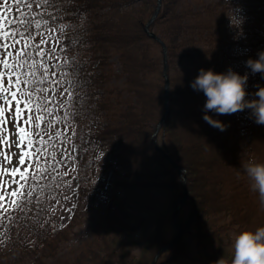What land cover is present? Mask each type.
<instances>
[{"label":"trees","instance_id":"obj_1","mask_svg":"<svg viewBox=\"0 0 264 264\" xmlns=\"http://www.w3.org/2000/svg\"><path fill=\"white\" fill-rule=\"evenodd\" d=\"M4 2L0 0V5ZM245 2L251 7L252 19L247 25L249 56L258 58V53L264 50V0ZM7 3L10 7L3 13L0 26L13 32H27L32 40L45 28L55 30L62 25V31L58 32L61 47L53 52L55 56L51 54L48 66L54 73L60 63L80 81L72 96L59 105L66 128L79 125L82 129L93 103L95 83L86 67V48L102 54L118 53L126 79L125 91L131 98L124 101L120 111L133 129L123 156L126 167L117 173L112 184L108 210L97 226L98 235L81 247L74 264H151L157 251L171 239L172 212L184 189L178 172L153 141L155 126L164 112V76L162 56L152 49L155 45L159 47V43L144 28L157 0H7ZM182 5L183 0H163L162 12L154 24L167 43L171 79L170 111L159 141L164 151L186 169L189 189L181 213L183 234L170 251L171 257L159 264H174L185 257L193 259L196 254L212 263L222 256L230 261L233 248L214 244L218 232L212 228V217L218 214L223 219L230 218L231 225L241 230L264 225V217L251 204L249 186L239 177L237 168L241 156L251 162H264V123L251 119L253 136L243 155L237 148L241 143H231L224 130L203 118L206 96L202 90L191 87L187 70L179 68L176 62H182L183 51L184 56L191 58L196 36L206 34L204 39L214 43L220 40L225 17L223 10L209 5L205 12L185 22ZM45 20L49 23L36 27L38 21ZM213 55V49L208 48L201 56L205 58L201 67L217 69ZM260 74L252 93L264 87V73ZM48 84L41 85L43 96ZM50 106L51 103L46 111L52 113ZM208 111L222 120L221 113ZM54 122L55 119L48 123L45 117L35 126L47 147L35 160L31 158L34 153H30L24 169L25 176L30 169L39 173L35 183L26 180L19 189L21 193L28 190L30 196L22 200L18 195L0 211V264H42L43 255L68 237L96 200V188L86 178L83 162L75 215L64 230L55 231L52 205L61 202L66 179L54 157L58 137L46 133ZM80 151L86 161L87 150ZM70 160L75 162L73 158Z\"/></svg>","mask_w":264,"mask_h":264},{"label":"rangeland","instance_id":"obj_2","mask_svg":"<svg viewBox=\"0 0 264 264\" xmlns=\"http://www.w3.org/2000/svg\"><path fill=\"white\" fill-rule=\"evenodd\" d=\"M215 3L222 5L226 9L224 34H222L221 41L217 42V44L211 43L209 47H207L208 43H205V39L199 36L195 37L196 44L195 48L192 49L191 58L183 55L180 65L183 66L182 68L187 69L192 80L199 74V67L202 65L203 59H205L201 56L206 54L208 48L213 49V56L218 58L217 68L219 72L227 71L230 67L241 74L246 71L250 73L251 70L246 64L248 59V47L246 46L248 32L245 25L250 24L252 19L248 15L249 9L242 4L241 0H183L180 10H182L183 15L188 20L194 14L196 15L200 11L203 12L206 5ZM235 14L243 18L241 25H238ZM230 17L233 18V23ZM58 31L60 29L44 31L35 38V41L44 48V53H47V55L41 53L44 56V63L47 65L49 60H51L50 55L60 47L61 39ZM154 31L159 33L156 27ZM16 47V44L12 45V49ZM88 49L86 48L85 50L86 67L89 68L94 77L96 92H94V103L90 107L86 126L83 129L74 128L73 131L69 128L65 129L62 127L63 122L57 117V122L48 131L55 133L58 137L54 157H57L60 164L65 163L63 168H66L65 171H67V176H64L67 180V184L64 186L66 191L65 199L62 203L52 208L55 218L54 229L58 231L66 227L70 223L76 208L78 188L76 171L78 164H70L69 157L71 155L75 156L77 158L76 161L80 163V149H88L89 151V170L93 181L96 183L97 198L93 203L92 209L83 216L81 222L75 226L68 237L61 240V243L53 251L48 250L43 255L44 262L42 264H74V258L79 254L81 247L98 235L97 226H99L100 220L106 214L111 197L112 184L117 178V173L123 172L126 167L123 161V152H125V142L129 139L132 130L120 117V111L125 105L124 101L131 98L125 91V77L121 71L120 61H118L119 56L114 51L102 54L101 52H91ZM152 49L154 53L163 57L160 46H152ZM58 65L57 72L55 71L49 76L50 82L46 92L49 101L52 103V110L55 113L59 112L57 104L64 101L69 93L72 92V89L79 85L62 68V64L58 63ZM7 114L8 121L4 125V136L0 140V167H22L18 161L19 155L25 151V148L16 134L15 124L12 123L15 113L8 109ZM246 115L245 110H238L230 114L224 113V121L228 124L227 132L235 142L243 140L244 137L246 138L250 134ZM21 119H23V115ZM32 126V124H29V127ZM240 150H244V146H241ZM239 159V167H237L239 177L249 186L250 181L245 174L244 165L250 162V159L245 158V156H241ZM2 179L6 189H16V178L12 177L10 173H4ZM247 190L250 193L248 198H250L251 204L255 205L259 215L264 217V203L260 201L258 193L252 191L250 186ZM4 202H7V200ZM212 219V225H214L212 228L218 232L217 243L214 244L217 247L219 246V248L221 244H223L222 248L232 247V241L235 235L242 231L241 228L231 225L230 218L223 219L218 214ZM203 262H205V259L193 260L184 258L178 264H206ZM209 263L215 264L211 261Z\"/></svg>","mask_w":264,"mask_h":264},{"label":"snow or ice","instance_id":"obj_3","mask_svg":"<svg viewBox=\"0 0 264 264\" xmlns=\"http://www.w3.org/2000/svg\"><path fill=\"white\" fill-rule=\"evenodd\" d=\"M9 7L7 0L0 5V19H3V13ZM48 23L47 20L38 21L36 27L41 28ZM48 30L45 28V31ZM29 40H32V37L27 32H13L0 26V140L3 139L4 125L8 121V109H11L15 113L12 123L15 124L16 134L26 148L19 155L18 162L21 165L28 164L30 153H34L31 158L35 160V157L40 155V151L47 147L43 143L44 137L36 130V123L44 121L45 117L48 123L55 119L52 113L46 111L49 106V103H46L48 97L41 93V85L50 82L47 76L51 75L54 69L50 71L49 66L44 63V56L41 55L44 53V48L37 47L35 42L29 44ZM13 44L17 45L15 49H12ZM52 55L55 56V53ZM22 115L23 119H21ZM29 124L33 125L32 131L29 130ZM37 146H39V151H37ZM36 163L39 161L36 160ZM4 173H10L16 178L18 181L16 189L5 188L2 179ZM38 174L30 169L28 176H25L22 167H0V211L5 206V200L11 204L18 195L22 200L27 199L30 192L25 190L21 193L19 189L24 187L26 180L32 179L35 183V177ZM21 177L23 179H20Z\"/></svg>","mask_w":264,"mask_h":264},{"label":"clouds","instance_id":"obj_4","mask_svg":"<svg viewBox=\"0 0 264 264\" xmlns=\"http://www.w3.org/2000/svg\"><path fill=\"white\" fill-rule=\"evenodd\" d=\"M230 18L233 23V18ZM235 19L238 25L243 23V18L236 14ZM246 64L252 73H264V50L258 53V58L249 57ZM249 75L247 71L241 74L231 67L223 72L201 67L199 74L190 83L193 89L202 90L206 96L203 118L224 130L228 124L211 115L208 110L230 114L248 108L251 109L249 118L256 123H264V87H259L256 91L258 99H248ZM244 169L250 181V189L258 193L260 201L264 203V162L250 161L244 165ZM231 246V260L222 256L215 264H264V225L240 231L235 235Z\"/></svg>","mask_w":264,"mask_h":264},{"label":"water","instance_id":"obj_5","mask_svg":"<svg viewBox=\"0 0 264 264\" xmlns=\"http://www.w3.org/2000/svg\"><path fill=\"white\" fill-rule=\"evenodd\" d=\"M160 7H161V0H159V3H158V6L156 7L157 9H156V12H155V14H154V16L153 17H151L152 19H151V21L150 22H152L153 20H154V18H155V16H157V14H158V12H159V10H160ZM150 24V23H149ZM149 24L147 25V28L149 27ZM165 60V76H166V88H165V100H166V111H165V114H164V116H163V118H162V121H161V123H163L165 120H166V117H167V114H168V105H169V89H170V84H169V79H168V75H167V56L165 55V58H164ZM161 123H160V125H161ZM157 148L160 150V148L157 146ZM167 156V155H166ZM168 157V156H167ZM169 158V157H168ZM172 162V161H171ZM173 163V165H174V167H176L177 169H178V171H180V173H183V169L182 168H180V167H178L176 164H175V162H172ZM187 194H188V191H187V187H185V194H184V196H183V198H182V200L181 201H179L180 203L177 205V208H176V210H175V212H173L174 214H173V222L172 223H174V226H175V228H177V230L178 229H180L181 228V224L180 223H178L179 221H178V211H179V209L183 206V204H184V201L186 200V198H187ZM180 231H178V232H176V237H175V239L173 240V241H171L170 243H168L165 247H163L161 250H160V252L158 253V254H156L157 256L155 257V260H154V262H153V264H156V261L158 260V258L160 257V255L165 251V250H167V249H169V248H171L172 246H173V244L176 242V240L179 238V236H180V234L181 233H179Z\"/></svg>","mask_w":264,"mask_h":264}]
</instances>
